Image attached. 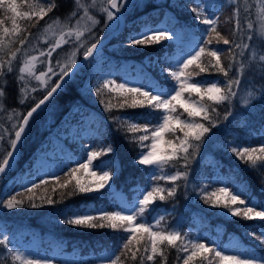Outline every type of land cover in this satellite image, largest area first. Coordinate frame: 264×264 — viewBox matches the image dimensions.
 Wrapping results in <instances>:
<instances>
[{
	"label": "trees",
	"instance_id": "obj_1",
	"mask_svg": "<svg viewBox=\"0 0 264 264\" xmlns=\"http://www.w3.org/2000/svg\"><path fill=\"white\" fill-rule=\"evenodd\" d=\"M82 3H87V0H81ZM20 5V10L25 12H32V6L38 4L53 3L56 6L48 11L43 19H39L33 15L31 18L18 17L17 25L19 32L14 36L5 37V52H0V59L5 62L9 59L6 55L8 48L15 51L17 48L20 52L17 53V58L12 62L13 71L7 73V64L5 68L0 69V91L5 96L0 103V129L4 130L5 138L13 137L10 133V125L17 123L15 114L17 112L25 114L35 102L43 97L46 90L51 87L58 79L57 76H51L47 84L36 81L32 77L19 73V68L23 66V62L29 56H36V74L40 71H47L49 58L47 56H40L41 51L47 49L55 44L52 29L62 22H66L68 16L73 11L74 0H17ZM121 4L119 11L123 15L126 26L123 32L118 36L110 39L107 47L92 56L87 62L80 66L70 76L64 85L57 89V92L47 101V103L39 110L30 120L27 126L26 133L22 137V142L19 145V150L16 158V165H22L30 169L32 160L38 153H44L51 159L56 157V148L63 147L70 149L71 157L68 162L70 167L66 171H60L56 176L45 179L47 184H41V181L36 184L39 188L28 192L27 188L20 187V173L18 171L6 172L0 178V228L13 232L14 230H24L25 232L36 235L39 241L44 246L45 244L69 245L85 248L87 246L109 247L121 241L122 236L126 233L122 229L113 230L108 227L89 229L81 226H73L64 223L65 213L70 210L71 206L83 197H96L98 191L90 193L74 194L68 196L67 192L71 191L75 184V178L67 175L70 169L78 167L79 163H83L87 157L90 148L97 142L99 138L98 129H102V139L107 143V148L112 149L114 163H108L109 170L113 176L122 175L128 178H145L146 168L140 165L136 155L144 148L138 140V137L143 134V131L131 133L127 129V124L118 122L115 118L123 114L138 115L143 114L140 123L146 118L148 108H124L119 107L123 102L124 96L120 93H114L108 89H102L98 94L96 89L104 81L103 74L107 69L114 66L112 48L115 45V39L118 38L120 42H127L128 37L133 35L141 29L142 26L149 24L164 22L170 31H174L176 25L164 18L167 14L174 16L176 22L181 26H185L189 20L190 15L194 16L192 9V0H118ZM238 10V11H237ZM152 11V12H145ZM155 12L157 15L153 14ZM96 13V14H95ZM91 12L99 21L88 36L89 46L91 43L99 40L102 36L101 31L109 32L110 27H115L117 19L114 18L115 25H108L104 14ZM11 13L0 9V19L5 20V27L11 29L12 23L9 17ZM116 19V20H115ZM239 24V26H237ZM252 28L249 29L248 25ZM216 30L226 39L230 40L229 45H225L222 41L217 42L215 33H212V43L220 46L222 51L221 63L227 68L231 63L233 65L230 76L234 77L237 72L242 76V82L238 89V95L231 101L223 105L216 106L219 117L213 113L214 119H217V126L212 128L210 133L205 134L202 142L192 141L193 147L189 149L188 161L179 159L172 161L171 165L180 172H186V177L175 182H168L162 187L165 190L175 188V195L169 197L167 191L164 192L166 199L164 200L170 206L180 209L186 201H197L200 207L204 210L206 215L211 218L212 224L214 217L217 218L224 226L226 231L241 232L242 238L251 246V249L258 252L264 251V244H261L252 235L253 232L258 234L259 230H264V221L259 218L251 220L243 219L241 217L229 216L228 210L212 204L205 203V198L211 193L219 192L216 188V182L209 179L212 171H207V178L196 180L194 171L198 172V176L206 169L198 161L201 150L211 149L212 144L217 141L218 145L213 149V153L218 157L216 165L223 172H229L234 181L237 182L242 191L241 199L249 201L253 197L258 204H264V167L259 166L262 162H258V166L253 168L249 163L241 160L232 151V147L240 145V147L260 148L264 146V130L259 126L253 124H260L264 122V61L260 57L264 55V0H229L222 8L216 18ZM201 33V32H200ZM200 33H196L194 40L189 43L191 48H199ZM252 40L249 42L248 37ZM9 39L13 42L8 43ZM20 39H25V44L19 43ZM237 43H250L251 47L247 51L243 49H235ZM88 46V47H89ZM204 47L211 48L210 45L204 44ZM76 46L68 48V45L58 48L51 57V64L58 63L63 65L68 62L71 52ZM81 46L79 51L81 50ZM70 49V52H69ZM184 50L179 45H174L171 39L162 40L159 43H153L150 46H129L128 43L115 45L114 51L129 52V53H144L138 59L146 57L149 63V70L151 71L154 80H167L169 73L176 70V67L168 62H172V58H166L163 55L164 51ZM230 49L236 55L233 56ZM85 51V50H84ZM82 53H78L75 57L76 61L81 58ZM195 53V52H194ZM193 53V54H194ZM207 64L208 57H203ZM43 61V63H41ZM57 73L60 69H54ZM188 71L194 73V77H205L207 79L215 78L220 81V86H224L225 77L221 73H216L214 70L199 73L195 66H190ZM24 76L21 80L20 77ZM51 75V74H49ZM27 78V79H26ZM144 80L145 77L143 76ZM47 79V77H45ZM33 89H36L33 91ZM23 99L25 103L21 104ZM196 99H198L196 97ZM89 100L90 103L87 102ZM103 101V103H101ZM112 105L113 107H109ZM70 106H77L85 108L86 114L89 109L97 111L101 115V119L97 114L95 116V127L85 135L78 144H73L66 141L60 134L69 131L73 114H70ZM231 110L232 115L227 120L224 115L228 110ZM9 116L12 120H9ZM207 125V121H201ZM75 123L74 126L78 125ZM228 129V134L224 131ZM76 131L73 129L72 132ZM230 132V133H229ZM102 134V133H100ZM227 134V135H225ZM177 135H182L177 133ZM81 135L78 137V143ZM169 139H175L170 135ZM144 143V142H143ZM199 143V147H197ZM238 147V148H240ZM101 149L99 145L98 151ZM0 151H4L0 147ZM256 155H260L259 152ZM100 156L94 160L99 159ZM187 164V166H185ZM59 176V181L56 177ZM82 182H87V176L83 170L76 174ZM71 180V183L66 188H60L59 185L65 181ZM12 190L10 191V185ZM227 185L233 186V181L228 179ZM202 188V191L201 189ZM55 189V191H53ZM65 193L64 198L61 199V193ZM15 196L18 200H22L23 204L20 207L9 209L4 206L11 197ZM28 196L34 197V202L40 204V207L32 208L29 206ZM51 197L53 204H47L44 199ZM44 199H41V198ZM214 199V197H213ZM239 203L232 205L234 208ZM159 205L157 198L145 212L150 213ZM241 210L243 208H240ZM227 214V215H226ZM227 216L226 219L224 218ZM227 238L223 235L217 244L220 247L222 242ZM4 238L0 237V240ZM188 241L184 239V243ZM122 243V241H121ZM180 244V241H177ZM215 244V243H214ZM214 244L210 247L214 248ZM120 245L116 246V254ZM147 246L150 253V244H146L145 238L141 239L137 245L134 241L133 248L139 247L143 251ZM164 255H157L154 261H146V264H183L184 258L188 253L180 252L177 248H171L162 245ZM191 249H189L190 251ZM13 246L9 241L6 244L0 245V264H19L13 259ZM139 255V254H138ZM208 260H213L214 254L212 252L206 253ZM208 260H204L202 256H197L191 264H208ZM122 264H139V259L133 261L130 254L121 256ZM213 264L215 261L213 260ZM224 264H231L224 262Z\"/></svg>",
	"mask_w": 264,
	"mask_h": 264
},
{
	"label": "snow or ice",
	"instance_id": "obj_2",
	"mask_svg": "<svg viewBox=\"0 0 264 264\" xmlns=\"http://www.w3.org/2000/svg\"><path fill=\"white\" fill-rule=\"evenodd\" d=\"M79 4V0H75ZM97 0H92L91 7L95 8ZM100 11L106 13V19L111 21L115 18V14L112 9L119 11L121 4L118 0H100ZM56 5L53 3L38 4L34 5L32 12H25L20 10V5H18L17 0H0V9H3L7 13H11L9 19L11 20L12 27L9 29L5 27V20L0 19V52H5V37L14 36L19 32L17 25L18 17L31 18L35 15L39 19H43L48 11H51ZM197 15H201L196 8L192 9ZM238 11V10H237ZM71 15L75 16L76 13L73 12ZM94 27L99 23L92 16L88 17ZM202 23L209 25L210 28L206 30V34L209 37L203 43L206 45L212 44V33H215L217 42L222 41L225 45H229L231 42L229 39L224 38L215 28L216 21L204 18ZM239 26V24L237 25ZM248 28L251 29L252 25L249 24ZM88 32L92 31L89 27L85 29ZM85 30L77 29L75 31V38L77 41L81 40L84 36ZM73 33L69 31L67 33L62 32L60 38L56 40L55 44L47 49V51H41L40 56H47L49 58V64L47 71H40L36 74V61L38 57L29 56L24 60L23 66L19 68V73L25 74L28 77L34 78L36 81L47 84L48 80H51V76H57L58 81L63 82L65 77H68L73 70V66L77 63L76 51L71 52L68 62L61 65L60 72L57 73L51 64V57L53 53L61 47L62 44H66L65 36H71ZM171 39L169 33L164 30L159 29H148L146 31H140L137 34L130 35L128 37L129 46H150L153 43H159L162 40ZM248 41L252 40L249 36ZM13 41L9 39L8 43L11 44ZM19 43L21 45L25 44V39H20ZM99 40L91 43L89 47L86 48L83 55L87 60L91 57L94 51L97 49ZM83 47V44H81ZM250 43H237L235 49H243L247 51L250 49ZM221 49H211L204 46H200L194 54H189L187 58L177 61L176 70L169 73V77L173 84L168 88L164 86H158L153 88H145L143 85L140 87H129L126 83L117 84L113 80H104L100 86L97 87L96 91L99 94L102 89H112L109 88L110 85H115L116 89L120 90V94L124 96L123 102L120 103L119 107L124 108H148L151 111H159V115L153 125V121L150 118L144 121L143 129H141L140 120L143 114L138 115H128L123 114L116 117L118 122L126 123L127 129L131 133H136L138 131H143L138 137L141 144L143 142L151 140L150 145H144L147 148V153H141L138 159L140 165L155 166L159 170L163 171L165 165H168L172 161H178L183 159L188 161L189 149L193 147L192 141L202 142L205 134L210 133L212 128L217 126V119H214L213 113L216 117H219V112H217V107L223 105L226 102L231 104V101L237 97L238 89L242 82V76L239 72L236 73L234 77L230 76L229 73L233 70V65L230 63L227 68L221 63ZM20 49L17 48L13 51L11 48L7 49L6 55H9V59L5 62L0 59V69L5 68L7 64V73L13 71L12 62L17 58V53ZM233 56L236 53L230 49ZM208 57L207 64L204 62L203 57ZM260 60L264 61V55L260 57ZM43 63V61H41ZM195 66L198 69L197 75L199 73H205L214 70L216 73H221L226 78L224 81V86H220V81H206V80H193V72L188 71L190 66ZM51 74V75H49ZM47 77V79H45ZM24 76L22 75L20 79L22 80ZM60 82H55L54 86L49 87L46 90V94L43 95L42 99L35 102L34 106L26 112V114H21L17 112L15 114V119L17 123H12L10 125V133L14 134V138H5L4 130L0 129V147L4 148V151H0V174H5L12 168V161L15 159V153L19 150V144L22 142V137L26 133L27 126L30 124V119L34 117V114L38 112L45 105L57 89L61 87ZM36 89H33L35 91ZM187 93V97L185 96ZM193 94L198 99H193ZM5 94L0 91V103H2ZM23 104L25 101L20 100ZM103 103V101H101ZM109 107H113L109 105ZM182 109V112L177 111V109ZM186 114V118L182 116ZM232 115L229 109L225 115L224 119L227 120L229 116ZM9 120L12 117L9 116ZM201 121H207V125ZM149 125H153L149 129ZM150 131V135H149ZM180 133L182 135H177ZM166 134H171L175 139H165ZM161 143L166 145L164 150H160L158 147ZM199 147V143H197ZM106 151L111 152L112 149L109 147ZM231 151L239 157L241 160L249 163L251 167L255 168L258 166V162H262L259 166L264 167V146L260 148L253 147H233ZM259 152L260 155H256ZM101 152L90 151L87 154V163H79L78 167L69 170L67 175L75 178V184L71 191L67 192L68 196L74 194L90 193L93 191H98L104 189L106 185L112 178L113 173L110 171H102L97 173L91 170L93 166V160L100 156ZM187 166V164L185 165ZM84 170L88 173L90 177H93L91 181L82 182L79 177L76 176L78 172ZM186 172H176L173 175L166 177L168 181L175 182L179 180L182 176L186 177ZM163 177H155V179H161ZM59 181V176L56 177ZM47 180H41V184H47ZM71 183V180L65 181V183L60 184V188H66L67 185ZM40 185L33 182L31 188H27L28 192H32L33 189L39 188ZM55 191V189H53ZM167 191L169 197L175 195L176 189L169 188L165 190L159 186L153 187L151 191L146 192L143 198L138 201V209L133 208L127 211L123 209L119 211H106L98 210L95 214L90 212L83 213H73L71 217L64 220V223L73 226H81L89 229L105 228L108 227L113 230L122 229L126 236H122L120 239L122 243L120 244L117 251L120 255H115L114 259L110 260V264H122L121 256H127L130 254V258L133 261L139 259V264H146V261H154L155 257L159 254L164 255L162 250V245L171 248H177L180 252L190 253L184 258L183 264H191L197 256H202L204 260H208L206 253L212 252L214 254L213 260L215 264H224V262H231V264H257L254 259L246 258L239 253H225L222 249L209 247L205 243L188 241L187 244L184 243V237L179 231L175 230H163L160 226V221L157 220L156 224L150 225L144 222H138L145 214L146 209L153 203L157 198L161 201L165 200L166 197L164 192ZM219 196L216 192L211 193L205 198V203H211L213 207L221 206L228 210V212L234 217H241L243 219H254L259 218L264 221V204H251L250 201H245L241 199V194L238 192L230 191L227 187L220 188ZM65 193H61V199L64 198ZM214 197V199H213ZM29 206L32 208L40 207V204L34 202L33 196H28ZM41 199H44L43 197ZM47 204H53L54 201L50 196L44 199ZM239 203L243 206V209L233 208L232 205ZM23 201L18 200L15 196L4 202V206L9 209L17 208L22 206ZM260 209V210H257ZM157 229V230H154ZM146 234V244H150V253L147 246L144 247L143 251L139 247L133 248L134 241L138 245L141 239L145 238ZM253 237L257 239L261 244H264V232L256 234L252 233ZM8 237L5 236L3 240H0V245L6 244ZM180 241V244H177ZM139 254V255H138ZM13 259L19 261V264H41L40 261L31 259L20 253H13ZM213 260H208V264H213Z\"/></svg>",
	"mask_w": 264,
	"mask_h": 264
},
{
	"label": "rangeland",
	"instance_id": "obj_3",
	"mask_svg": "<svg viewBox=\"0 0 264 264\" xmlns=\"http://www.w3.org/2000/svg\"><path fill=\"white\" fill-rule=\"evenodd\" d=\"M92 4V0H89V5H91ZM100 0H97V3H96V6H95V8H91V12H93V13H95V12H97V13H102V14H104V16H105V19H106V13H103L102 11H100ZM77 10L75 11V13H76V15L75 16H73V26H75V27H77V28H89L90 26H91V21L84 15V14H77ZM96 14V13H95ZM93 17H94V19L96 20V18H95V16L94 15H92ZM114 20H111V21H108L107 19H106V23L110 26V25H115L114 23ZM148 29H159V30H164V31H167V32H170V33H172L173 31H169L168 30V28L165 26V24H164V22H162V23H159L158 25H149V24H147V25H144L139 31H137L135 34H137L138 32H140V31H146V30H148ZM169 33V35H171ZM134 35V34H133ZM57 36L58 37H55L54 39H55V42H56V40L57 39H59L60 38V34H57ZM65 38V40H67V43L66 44H62L61 46H66V45H68V48H72L74 45H75V43H74V41H73V38H69L68 36H65L64 37ZM69 41V42H68ZM81 46V45H80ZM80 46H77L75 49H74V51H76V55L78 54V53H82V51L84 52V50H86V48L89 46V39H88V41H86L84 44H83V47L81 48V50L79 51V48H80ZM191 44H183L182 45V47L184 48V51H186V50H190L191 49ZM184 51H178L179 52V55H177V56H174L173 58H174V60H172V62H168V63H170L171 65H173V66H177V61H180V60H182V59H185V58H187V56H188V53L187 52H184ZM182 52H184V53H182ZM58 65V63H54V64H52V66L54 67V69H60V67H58L57 66ZM60 65V64H59ZM62 66V65H61ZM139 77H138V79L139 80H143V77L141 76V75H138ZM27 79V78H26ZM103 79L104 80H106V77H105V72H104V74H103ZM128 83L129 84H131V85H136L137 84V79L136 78H134V77H129L128 78ZM159 148H160V150H162V143L158 146ZM99 174V173H98ZM87 179H88V181H90V176H87ZM125 207H129L128 205L127 206H125ZM92 210H94V207H91V206H87V207H85V208H83V209H76V210H72V211H70L68 214H66V215H64V217H71L72 216V214L73 213H77V212H79V213H83V212H85V211H87V212H91ZM227 253H230V252H227ZM20 254H22V255H24V256H27V257H29V258H31V259H36V257L31 253V252H29V251H22V252H20ZM243 256H245L246 258H250L249 256H246V255H243Z\"/></svg>",
	"mask_w": 264,
	"mask_h": 264
},
{
	"label": "bare ground",
	"instance_id": "obj_4",
	"mask_svg": "<svg viewBox=\"0 0 264 264\" xmlns=\"http://www.w3.org/2000/svg\"><path fill=\"white\" fill-rule=\"evenodd\" d=\"M112 11L114 12V14H115V18L117 19H115L116 21H117V23H116V26L114 27V31L113 32H111V33H114V32H119V33H115L114 34V36H113V38L114 37H116V36H118L121 32H123L124 31V29H125V26H126V21H125V19H124V17H123V15L121 14V12L120 11H116L115 9H112ZM160 23H162V22H160ZM159 23H156V24H154V25H158ZM147 25V24H146ZM165 26H166V24H165ZM143 27V26H142ZM141 27V28H142ZM167 27V26H166ZM140 30V29H139ZM138 30V31H139ZM168 30H169V28H168ZM170 31V30H169ZM136 33V32H135ZM135 33H133V34H135ZM168 33H170V32H168ZM171 34V33H170ZM99 41H100V43L98 44V46H97V49L94 51V53H93V55L92 56H94L96 53H98L99 51H101L104 47H107L108 45H109V43H110V39H107V38H105L104 36L103 37H101L100 39H99ZM182 47V46H181ZM198 50V49H197ZM196 50V48H191L190 50H186V51H184L183 49L181 50V51H184V52H187L188 53V55L189 54H193L195 51H197ZM180 51V50H179ZM184 52H182V53H184ZM177 55H179V52H177L176 53V56ZM91 56V57H92ZM91 57H89L87 60L84 58V55H82L81 56V58L80 59H78L77 60V63L73 66V70H72V72L69 74V76L68 77H65V80L63 81V82H61L62 83V85H64V83L67 81V80H69L70 78H71V74L74 72V71H76L80 66H82L85 62H87ZM172 60H174V58H172ZM176 67V66H175ZM142 77H143V75L142 74H140ZM143 81H144V78H143ZM46 103H47V101H46ZM45 103V104H46ZM44 106V105H43ZM32 119V118H31ZM30 119V120H31ZM24 136V135H23ZM1 176L3 175V174H0ZM128 206H130V205H128Z\"/></svg>",
	"mask_w": 264,
	"mask_h": 264
}]
</instances>
